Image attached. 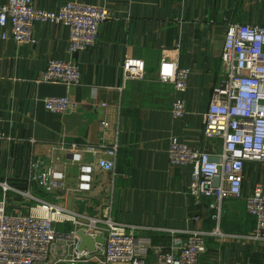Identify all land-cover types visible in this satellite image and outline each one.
Returning <instances> with one entry per match:
<instances>
[{
	"label": "crops",
	"instance_id": "obj_1",
	"mask_svg": "<svg viewBox=\"0 0 264 264\" xmlns=\"http://www.w3.org/2000/svg\"><path fill=\"white\" fill-rule=\"evenodd\" d=\"M31 1L35 8L50 11L79 1L105 7L110 18L100 26L95 45L73 55L62 25L34 24V44L17 45L0 36V183L16 191L8 193H55L53 202L39 200L90 217L109 209L114 221L145 228L136 233L151 241L145 264H157L170 252L171 239L156 229L209 232L216 227L224 236L206 238L199 264H264V242L247 238L255 221L243 200H225L217 223L209 201L188 194L191 168L171 165L167 157L171 137L210 156L219 153L221 140L203 136V116L221 78L226 29L232 23L264 25V0ZM5 2L0 0V5ZM4 31L10 34L0 29V35ZM125 58L144 62L142 81H123ZM49 59L75 65L80 85L67 91L61 85L36 83ZM161 59L190 70L183 95L158 81ZM63 96L74 104L72 111L45 110L44 98ZM178 96L186 113L173 119L170 109ZM60 143H117L118 150L115 157L79 151L77 159L56 146ZM34 161L41 172L53 168L61 174L50 181V192L31 181ZM82 167L89 168L85 190L79 188ZM257 184L264 188V164L246 163L243 195H250ZM2 193L0 188V197ZM7 196L8 214H29V201Z\"/></svg>",
	"mask_w": 264,
	"mask_h": 264
},
{
	"label": "built area",
	"instance_id": "obj_2",
	"mask_svg": "<svg viewBox=\"0 0 264 264\" xmlns=\"http://www.w3.org/2000/svg\"><path fill=\"white\" fill-rule=\"evenodd\" d=\"M109 18L105 7L79 1L66 2L58 10L50 11L35 8L31 0H6L0 5V29H9L10 34L4 31L0 36L17 45L34 44V24L62 25L68 30V53L73 55L95 45L100 26ZM220 60L221 78L203 116V136L221 140L219 153L210 156L171 137L167 157L171 165L191 168L188 194L207 199L217 223L225 200H243L246 213L255 221V230L247 238L264 242V188L261 184L255 185L247 196L242 192L245 164H264V25L228 24ZM121 68L123 81L144 79L145 66L140 59L125 58ZM189 75V69L175 62L166 59L159 62L158 81L170 84L177 95L186 92ZM80 80V72L71 62L49 59L36 83L57 84L68 91L78 87ZM180 96L170 109L173 119H181L186 113ZM42 102L45 110L53 114H66L74 109L67 96L46 97ZM56 146L72 152L77 159L81 155L79 151L89 154L104 151L115 157L118 150L117 143L109 146L60 143ZM88 169L81 168V190L88 189L85 182ZM32 171L35 173L31 181L46 192L52 189V179L61 178L53 168L41 172L40 163L36 161L32 163ZM0 188L3 192L0 197V264H46L51 258L55 259L53 264H145L151 241L149 237L136 235L145 228L114 221L109 209L100 217H90L39 200L31 193H8L16 191L7 183H0ZM9 194L20 195L32 203L28 215L8 214ZM66 223L72 229L60 231L58 225ZM156 230L164 232L172 243L170 252L159 258L157 264H199L206 252V238L224 236L218 227L209 232L190 228ZM79 233L94 241L92 252L79 249ZM98 237L103 243L95 241Z\"/></svg>",
	"mask_w": 264,
	"mask_h": 264
},
{
	"label": "rangeland",
	"instance_id": "obj_3",
	"mask_svg": "<svg viewBox=\"0 0 264 264\" xmlns=\"http://www.w3.org/2000/svg\"><path fill=\"white\" fill-rule=\"evenodd\" d=\"M257 185H260V184H257ZM32 194L37 199H43V200L52 201V202L55 201L56 197H58V195H56L55 193L52 194V193H42V192H40V193H32ZM26 201H28V200L26 199ZM58 229L60 231L68 232L70 229H72V226L70 224H68V223H66V224H59L58 225ZM54 261H55V259L54 258H51L50 259V262H47L46 264H53ZM57 264H65V263L59 262ZM82 264H95V263L89 262V263H82Z\"/></svg>",
	"mask_w": 264,
	"mask_h": 264
},
{
	"label": "water",
	"instance_id": "obj_4",
	"mask_svg": "<svg viewBox=\"0 0 264 264\" xmlns=\"http://www.w3.org/2000/svg\"><path fill=\"white\" fill-rule=\"evenodd\" d=\"M79 236L81 238V243L79 245V249L82 250V249L86 248L87 250L92 252L94 249V241L91 238L83 235L82 233H79ZM95 241L98 243H103V239L101 237L96 238Z\"/></svg>",
	"mask_w": 264,
	"mask_h": 264
}]
</instances>
